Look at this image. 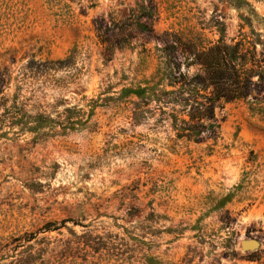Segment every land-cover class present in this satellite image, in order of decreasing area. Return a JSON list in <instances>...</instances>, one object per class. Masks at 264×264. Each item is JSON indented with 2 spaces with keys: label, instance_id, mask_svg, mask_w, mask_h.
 Masks as SVG:
<instances>
[{
  "label": "rangeland",
  "instance_id": "374dc122",
  "mask_svg": "<svg viewBox=\"0 0 264 264\" xmlns=\"http://www.w3.org/2000/svg\"><path fill=\"white\" fill-rule=\"evenodd\" d=\"M263 19L0 0V264H264V81L211 59L264 44Z\"/></svg>",
  "mask_w": 264,
  "mask_h": 264
},
{
  "label": "trees",
  "instance_id": "16d2710c",
  "mask_svg": "<svg viewBox=\"0 0 264 264\" xmlns=\"http://www.w3.org/2000/svg\"><path fill=\"white\" fill-rule=\"evenodd\" d=\"M246 22H250V18L242 17ZM264 20V19H263ZM258 39L262 37V34L256 33ZM245 43L248 46L245 47ZM255 44H260L261 49L257 53ZM211 59L213 60L214 66L228 67L237 79V84L241 83V79L247 77L249 80L253 75H257L259 79L264 81V44L260 41H255L250 44L249 41H235L231 45H225L219 49ZM260 57V59H258ZM130 89H127L128 92ZM133 89H131L132 91ZM134 93L137 96L144 95L146 91H149V87H139L135 89ZM72 110H75L72 107Z\"/></svg>",
  "mask_w": 264,
  "mask_h": 264
},
{
  "label": "water",
  "instance_id": "95a60500",
  "mask_svg": "<svg viewBox=\"0 0 264 264\" xmlns=\"http://www.w3.org/2000/svg\"><path fill=\"white\" fill-rule=\"evenodd\" d=\"M258 246V242L254 239H247L241 241L242 249H251Z\"/></svg>",
  "mask_w": 264,
  "mask_h": 264
}]
</instances>
